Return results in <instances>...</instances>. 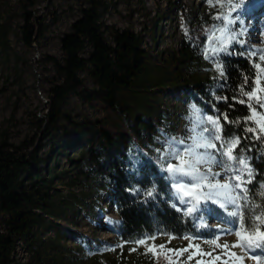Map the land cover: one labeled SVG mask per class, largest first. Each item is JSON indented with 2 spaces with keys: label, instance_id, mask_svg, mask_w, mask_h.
I'll list each match as a JSON object with an SVG mask.
<instances>
[{
  "label": "trees",
  "instance_id": "16d2710c",
  "mask_svg": "<svg viewBox=\"0 0 264 264\" xmlns=\"http://www.w3.org/2000/svg\"><path fill=\"white\" fill-rule=\"evenodd\" d=\"M29 1L33 6L34 1ZM102 9L100 0H81L80 14L60 39L62 59L48 57L58 78L49 89L47 111L39 122L41 138L49 140L48 152H39L38 136L19 144L5 136L0 139V264H24L14 257L19 243L27 264H68L72 248L65 240L69 231L58 221L71 213L70 222L74 224L79 208L88 209L90 205L85 198L102 193L109 194L107 200L118 216L112 224L124 242L155 236L160 231L179 238L205 234L201 227L193 226L198 214L184 217L168 201L171 181L162 170L157 151H163V142L157 141L160 135L169 132L168 138H176L178 128L179 118L174 120L161 100L169 96L168 91L179 94V99L189 95L193 105L205 114L215 117L226 112L229 120L242 121L239 125L225 124L224 135H239L242 154L252 158L255 179L250 189L258 191L259 183L264 182V137L260 141L244 138L252 135L243 131V120L249 112L233 99L239 97L245 76L251 86L256 72L253 63L259 62L258 58L244 55L243 45L233 42L229 47L233 54L219 56L224 77L209 60L207 70L214 69L211 74L203 78L194 74L201 68L207 37L214 26L220 25V20L214 19L218 10L200 28H189L187 34L183 31L179 48L165 58H155L152 47L160 30L156 20L149 30L152 42L146 46L138 32L103 25ZM32 17L25 12L21 25L26 46L43 35V25ZM7 31L0 22L1 48H6ZM243 36L238 39L243 41ZM81 72L87 73L91 87L83 83ZM71 95L99 109L103 116L75 119L63 109ZM240 148L237 154H241ZM61 157L68 167L58 169ZM64 175L66 179H62ZM153 187L155 198L145 196ZM218 253L216 249L214 255ZM120 260L117 264H131ZM159 260V255L145 254L136 264H168Z\"/></svg>",
  "mask_w": 264,
  "mask_h": 264
},
{
  "label": "rangeland",
  "instance_id": "374dc122",
  "mask_svg": "<svg viewBox=\"0 0 264 264\" xmlns=\"http://www.w3.org/2000/svg\"><path fill=\"white\" fill-rule=\"evenodd\" d=\"M33 1L34 5L30 6L29 0H0V22L8 30L6 48L0 47V139L5 136L10 142L19 144L38 136L41 150L39 152L45 155L50 145L47 138L40 136L39 122L47 111L49 89L58 81L48 57L54 56L57 59H62L60 39L63 33L69 30L72 21L80 14L81 0ZM100 1L103 3V15H101L103 25H109L118 30L128 28L138 32L143 36L146 46L152 42L149 35L151 23L157 21L160 30L156 34L155 47H152L155 58L158 56L165 58L173 50L179 48V40L183 31L189 28H200L201 25L209 21L214 10H219L216 7H211L207 0ZM25 12H30L33 16L32 20L40 21L44 27L42 37L29 46L24 44L21 35ZM163 13L164 15H160ZM158 15L161 17L157 18ZM188 16L191 17L190 23L187 22ZM242 19L244 27L247 29L243 36V54L249 56L251 51L264 50V0H247ZM219 24L215 27L221 26L222 21ZM236 26L239 28L240 25L230 27L235 29ZM106 30H104V34L109 40L110 36ZM258 55L259 52L257 58ZM207 66H209V61L203 57L201 68L195 69L194 74L201 78L208 76L214 69L207 70ZM80 75L83 78V83L91 87L92 81L87 73L81 72ZM178 95L168 91V97L161 100L163 105L172 112L174 120L179 118L176 138L186 139L191 127L193 102L189 95L181 99L178 98ZM63 109L75 119H97L103 116V112L99 109L87 105L73 95L65 100ZM200 114L201 116L210 115L201 110ZM183 118L186 121L182 123ZM168 133L161 134L157 140L163 142L161 146L163 150ZM162 139L163 141H161ZM50 164L53 163L50 162ZM59 167H68L65 157H61L58 169ZM213 171H220V169L214 167ZM66 178V175L62 177V179ZM58 187L63 188L62 185ZM248 187L250 189V185ZM108 195L102 193L96 197L85 198L90 205L88 209L79 208L74 224L70 222L71 213L66 214L58 221L69 231V236L65 240V244L72 248L67 255L68 264H117L118 261H121L120 258L126 259L131 264H136L143 259L145 246L137 247L135 243L142 238H136L129 242H124L119 238L117 229L112 224L113 220L118 219V216L113 205L107 200ZM168 201L170 205L174 202L171 196ZM200 207L203 210L202 213L196 214L202 215V219L193 222V226L201 227L206 233L199 237V241L211 240L220 236L219 243H234L237 239L234 235L221 231V229L229 227L224 221L232 219L227 212L211 202L202 203ZM156 234V245L165 244L168 241L169 234L166 232L160 231ZM149 243L152 242L149 241ZM187 244V240L176 237L167 243V247L179 249ZM201 246L205 251L210 248L207 244ZM134 248L137 250L132 251ZM221 251L219 249V252ZM232 251L240 253L239 248L232 249ZM168 255L172 256L174 262L184 264L189 253L186 252L183 256H174L171 253ZM14 257L19 262L27 264V255L20 243L16 247ZM159 257L161 262L167 260L164 254H160ZM194 263L193 260L191 264ZM244 264H255V262L246 258Z\"/></svg>",
  "mask_w": 264,
  "mask_h": 264
},
{
  "label": "snow or ice",
  "instance_id": "6c2138e0",
  "mask_svg": "<svg viewBox=\"0 0 264 264\" xmlns=\"http://www.w3.org/2000/svg\"><path fill=\"white\" fill-rule=\"evenodd\" d=\"M207 2L211 7L219 9L214 19L222 21V25L214 26L215 30L207 37L210 43L203 49L204 58L213 63L220 77H224V63L219 56L221 53L232 55L229 47L233 42L243 45L244 42L239 40L238 36H243L247 31L242 19L247 0ZM237 24L240 25L238 31L230 27ZM185 31L187 34V30ZM258 52L259 62L253 63L256 72L251 86L248 87L249 78L245 76L239 89V97L233 99L236 103L245 105L249 112L243 120L246 125L243 131L252 135L244 138L260 141L264 137V50L251 51L249 57L257 56ZM246 87L248 90H245ZM224 99L227 100V97ZM192 109L190 135L186 139L166 138L164 150L157 149L160 152L162 170L168 173L167 178L171 181L170 195L174 201L171 207L184 217H194L195 213H202V203L217 204L232 218L224 221L229 227L221 231L234 235L237 239L232 244H221L220 236H216L214 239L197 243L200 239L198 236L186 235L182 238L187 240L188 244L179 249L167 247V243L176 238L173 236H169L168 241L161 245L155 244L156 236H148L135 243L137 247L145 246V254L152 253L153 257L164 254L168 264H178L168 253L183 256L186 252L189 255L184 264H191L196 257L200 259H195V264H216L217 261L220 264H230V261L231 264H244L246 258L255 264H264V182L259 183L258 191L249 189L248 185L255 179L252 158L242 154L244 149L240 148L239 135H224L225 124L239 125L242 121L229 120L226 112L215 117L201 116L195 105ZM221 120L224 123H221ZM238 148L241 154H237ZM248 151H251V148ZM214 167L220 171H213ZM133 191L138 192L139 189ZM155 191L153 187L145 196L155 198ZM250 192L253 194L250 195ZM195 218L202 219V215ZM202 244L209 245V250L205 251ZM235 248L240 249L239 254L232 251ZM216 249L222 251L214 255ZM205 257L208 259H204Z\"/></svg>",
  "mask_w": 264,
  "mask_h": 264
},
{
  "label": "bare ground",
  "instance_id": "6f19581e",
  "mask_svg": "<svg viewBox=\"0 0 264 264\" xmlns=\"http://www.w3.org/2000/svg\"><path fill=\"white\" fill-rule=\"evenodd\" d=\"M209 127H210V125H209Z\"/></svg>",
  "mask_w": 264,
  "mask_h": 264
}]
</instances>
